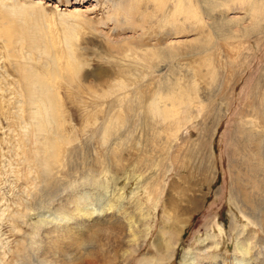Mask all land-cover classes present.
I'll return each instance as SVG.
<instances>
[{
	"label": "rangeland",
	"instance_id": "obj_1",
	"mask_svg": "<svg viewBox=\"0 0 264 264\" xmlns=\"http://www.w3.org/2000/svg\"><path fill=\"white\" fill-rule=\"evenodd\" d=\"M194 1L201 22L180 16L174 27L161 26L163 13L154 16L152 0L3 2L0 264H40L46 240L31 216L48 207L44 187L51 180L63 187L52 204L79 189L122 194L134 208L145 203L144 223L152 231L137 257L158 254L163 261L155 264H182L198 236L218 241L208 251L231 264L244 225L254 237L245 256L264 261V19L255 22L250 6L234 3L216 10L218 23L227 17V26H218L205 0ZM152 45L162 54L157 63L147 51ZM133 47L142 61L130 55ZM149 66L153 70L144 75ZM38 81L53 92L51 124L44 111H33L45 87ZM191 111L195 125L187 122ZM146 182L164 193L166 204L155 208L143 191L133 196L132 189ZM117 220L99 227L115 225L126 233L128 219ZM171 223L182 239L169 259L161 247L175 240L162 230ZM120 237L84 251L88 263L68 264H103L112 254L113 262L124 264L127 237Z\"/></svg>",
	"mask_w": 264,
	"mask_h": 264
},
{
	"label": "bare ground",
	"instance_id": "obj_2",
	"mask_svg": "<svg viewBox=\"0 0 264 264\" xmlns=\"http://www.w3.org/2000/svg\"><path fill=\"white\" fill-rule=\"evenodd\" d=\"M4 1L5 0H0V3H1L0 8L3 6ZM152 2L154 4V16L157 17V15L160 14L161 11L163 13L162 18L160 19L161 26L163 24H165V26H167L168 24H171L174 27L177 24H180V18H179L180 16L181 17L184 16V20L185 21H187V20L191 21L193 23V25L199 24L201 22L200 16L197 15V13H196L198 11V8H197L196 4L194 3L195 2L194 0H152ZM204 2L206 4V11H207L206 13H207L209 19L213 20V23L215 21L214 24H218V26L223 24V22H220V20H219V23H218V20L216 18H219V17H217L215 15L216 10L218 8H222V7L230 8L234 3H240V5L250 6V10H251L250 13L254 17L255 22H260L261 20L264 19V0H215V2H213L212 0H205ZM2 10H4V9H2ZM12 15H13V13H12ZM7 17H5V18H7ZM3 18H4V16H3ZM226 18H225V22L223 25L227 26V24H226L227 19ZM228 20H229V22L231 20L233 21L232 18H230ZM4 21H5V19H4ZM223 21H224V19H223ZM230 24H231V22H230ZM8 28L6 27V30ZM224 31H226L225 28H224ZM230 33L232 34L231 31H230ZM224 34H226V33L224 32ZM144 43L145 42H143V45H144ZM140 45H141V43H140ZM131 50H132V52L130 53V55H134V56L138 57L140 59V61H142V59H143L142 54L138 51H137L138 53H135V51H133V50H137V49H135L134 47L131 48ZM147 51H149V53H150V55L153 58V61L155 63L160 61V57L162 56V54L160 53L161 51H159L155 45H152L150 47V49ZM147 51H145V52H147ZM144 68H146V67H144ZM148 68L144 69V75L145 74L148 75L153 70V66H151V67L149 66ZM212 78L214 79L213 82H215L217 80L216 79L217 76L214 74H212ZM38 83H39L38 86L41 87V85H43L45 87H43V88L41 87V90L43 89L41 92L42 95H39V93L37 92L39 96L35 97V98H37L34 101L36 106H35V109L33 110V108H32V110L36 114H38L39 116L45 112V114L48 116L46 118V120L49 124H51L50 120L52 118V111L54 110V103H55L54 99H53V92L51 89H49V86L47 84L41 83V85H40L39 81H38ZM35 84H37V82ZM177 84L178 83H176V85ZM28 86H29L28 87L29 90H30V87H31V89L34 88L32 86V84H30V83H28ZM34 89L36 90V86ZM41 90H39V91H41ZM182 90H184V89H182ZM36 91H35V93H36ZM169 92L170 91L168 90V93ZM31 93H33V92H31ZM172 93L173 92H171L170 94H172ZM181 95H182L181 97H183L182 98L183 102H186L187 104L192 103L191 97H185L183 94H181ZM187 96H188V93H187ZM37 117L38 116L33 115L34 119H36ZM187 117H188L187 122L191 125H195V124H193V122H194L193 119H195L197 117L196 116L193 117L192 111L189 112ZM40 122L42 123V121H40ZM41 123H40V125H41ZM36 124H38V123H36ZM174 125H176L177 127L182 126L180 120H176ZM195 127H196V129H198L199 135H201L200 134V128H198L199 126L198 127L195 126ZM202 135H203V133H202ZM32 143H33V141H32ZM48 160L51 162L50 159H48ZM142 184H143V182H142ZM139 185L132 189L131 193L133 194V196H135V194L140 195L143 191V193L145 194L146 200L151 201L155 208L160 207L159 205H161V204H163V205L166 204L167 199L166 200L164 199V196H163L164 193L158 192L153 187L151 182H146V184H144L143 186H139ZM107 188H108V186H107ZM44 189H45L44 194L46 195L45 196L46 200L49 199L50 203H49L48 207L41 209L40 212L36 213L35 215L33 214L31 216V219L33 220V222H35V225L37 226L36 228L39 230L41 228L43 229L44 234H42V235L45 236L44 240H46L45 243L42 242L43 243L42 244V248H43V254L42 255L43 256H42V258H40L41 257V255H40V257H39L40 259L38 260V262L40 264H68L72 260H74L76 262H78V261H82V262L86 261L87 262L89 259L87 260V258L85 257L84 251H86L87 249L89 250V248H91L93 245H95L100 250L105 244H109L111 241H112V244H114V243L116 244V242H113V240H115V239L117 240L118 236H120V235H121V237H122V235L127 237L126 246L122 247L124 250V252H123L124 257L123 258L126 257V259H127V261L124 264H126L129 260H134V259H136L139 262V264H155L156 262L163 261L162 258L158 254H153V253H144V254H142L141 257H137L138 253L140 252L139 250L144 245L146 237L152 231V228L150 226H146L144 223V218L146 217L145 216L146 215L145 203H143L141 200H139L138 206L136 208H134L130 205H126L127 200L124 201L122 199V194L119 195L118 198L115 196L102 197L99 194H97L94 189L93 190H91V189H83V190L79 189L77 191H74L69 196L65 197L64 199H62L61 196L58 197V202L56 204H52V203L56 202L55 198H57V196L60 195V192H59L60 187H55L54 181L51 180V182L49 184H47V186L44 187ZM61 189H60V191H61ZM119 191H120V189H119ZM108 195H110V194H108ZM173 205H175V204H173ZM173 208H175V207L173 206ZM176 211H177V209H176ZM247 216L248 215L244 214L243 218H246ZM190 217H188V219H190ZM123 218L128 219L129 224H130V228L126 233L121 229H117L115 227V225H114V227H106V228H102V229H101V227H99V225L101 223H104V222L108 223L111 220L112 221L117 220V219L121 220ZM189 222L190 221L188 220L187 223H189ZM263 224H264V215H263ZM118 226H119V224H118ZM212 226L215 228L217 225H216V223H214V224H211V228H212ZM168 227L169 228L164 227L162 229L164 234L172 233L173 235H175L174 236L175 240H173V242H171L170 240L169 241L165 240L164 245L161 248H162L163 252L166 253L168 258L170 259V258H172V254L174 252L176 245H178L182 239V237H181L182 230L180 228L177 231L173 230L172 228H175V225H172V223ZM217 227H218L220 234L223 236L224 228L222 226H217ZM38 232L39 231L37 230L36 234ZM241 233H245L246 235L243 238L238 236L237 243H236L237 244L236 245V255L233 256V259H231V262H232L231 264H245L246 262L256 263L255 258L245 256V254L246 253L248 254V252L251 249L252 240L254 238L252 235V231H249L247 229V226L244 225ZM121 237H120V242H121ZM124 241H123V244L121 243L122 245L125 244ZM197 241H198V245L195 248V251L193 249L191 250V248H189L188 250H186L183 253L182 264H209L210 262L211 263L212 262H219L220 264H229L230 259H227L226 256H223L222 254H219V253L218 254L217 253H210L208 251L212 245H214V246L218 245L219 244L218 241H216V240H210L209 241L208 238H200L199 236H198ZM30 243L33 247L36 246V241L34 242L33 240H31ZM109 250H111V249H109ZM109 253H110V251H109ZM112 255H110L108 258H104L102 260V261H104L103 264H105V262L107 264H108V262H109V264L110 263L116 264L115 262H113L111 260ZM97 256H98V254H97ZM71 257H73L74 259H71ZM165 259H167V258L165 257ZM114 260H116V259L114 258ZM259 262L260 261H258V263H256V264H264V261L262 263H259Z\"/></svg>",
	"mask_w": 264,
	"mask_h": 264
}]
</instances>
